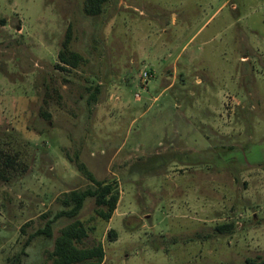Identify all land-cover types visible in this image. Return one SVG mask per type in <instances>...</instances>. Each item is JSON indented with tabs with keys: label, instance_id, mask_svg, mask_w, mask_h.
Segmentation results:
<instances>
[{
	"label": "rangeland",
	"instance_id": "rangeland-1",
	"mask_svg": "<svg viewBox=\"0 0 264 264\" xmlns=\"http://www.w3.org/2000/svg\"><path fill=\"white\" fill-rule=\"evenodd\" d=\"M85 1L0 0V264H53L75 219L102 264H264V0ZM81 163L112 218L88 197L38 234L96 187Z\"/></svg>",
	"mask_w": 264,
	"mask_h": 264
},
{
	"label": "trees",
	"instance_id": "trees-1",
	"mask_svg": "<svg viewBox=\"0 0 264 264\" xmlns=\"http://www.w3.org/2000/svg\"><path fill=\"white\" fill-rule=\"evenodd\" d=\"M108 0H86L84 11L89 16H98L103 13L104 6ZM72 26L68 28L67 36L63 43V49L59 53L60 61L71 67H77L83 59L82 55L71 49ZM63 68V67H62ZM18 166V155L0 149V180H9L13 171ZM79 168L95 184L96 187L87 189L72 190L64 195L63 203L68 209L61 210L54 215L47 225L40 229L38 234L52 237V224L62 216L74 218L84 206L88 197H94L97 205V212L106 220H110L117 208L120 194L116 184L113 182H102L81 163ZM230 225H221L218 230L223 232ZM88 231L84 223L75 219L61 230L60 235L55 240L50 258L53 264H102L105 258V249L102 243L86 246L85 239Z\"/></svg>",
	"mask_w": 264,
	"mask_h": 264
},
{
	"label": "built area",
	"instance_id": "built-area-1",
	"mask_svg": "<svg viewBox=\"0 0 264 264\" xmlns=\"http://www.w3.org/2000/svg\"><path fill=\"white\" fill-rule=\"evenodd\" d=\"M144 77H145V78L148 77V72H145V73H144Z\"/></svg>",
	"mask_w": 264,
	"mask_h": 264
}]
</instances>
